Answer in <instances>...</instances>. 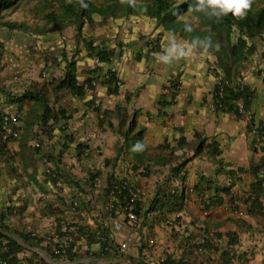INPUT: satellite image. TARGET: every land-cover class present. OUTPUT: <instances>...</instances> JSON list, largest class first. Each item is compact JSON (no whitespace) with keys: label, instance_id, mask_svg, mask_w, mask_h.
Here are the masks:
<instances>
[{"label":"crops","instance_id":"0c3cea01","mask_svg":"<svg viewBox=\"0 0 264 264\" xmlns=\"http://www.w3.org/2000/svg\"><path fill=\"white\" fill-rule=\"evenodd\" d=\"M156 54L126 53L97 71L89 70L90 60L77 63L87 69L76 74L78 84L93 75L96 84L79 96L68 93L47 114L32 94L42 81L38 71L16 77L11 56L0 49V112L19 117L18 137L0 148V223L7 228L0 227V241L16 246L8 264H145V251L164 264L259 263L254 256L261 252L252 259L249 252L260 247L253 235L264 233V136L249 125L264 127V70L244 75L251 97L236 115L231 102L218 103L220 77L205 59L165 65ZM44 76L42 85L55 89L57 82L48 81L60 71ZM137 142L144 151L132 150ZM45 155L69 170L61 172V186L45 174ZM123 177L143 197L135 229L123 223L122 200L107 194ZM72 222L74 234L87 235L86 252L53 256L44 238L70 236Z\"/></svg>","mask_w":264,"mask_h":264},{"label":"rangeland","instance_id":"374dc122","mask_svg":"<svg viewBox=\"0 0 264 264\" xmlns=\"http://www.w3.org/2000/svg\"><path fill=\"white\" fill-rule=\"evenodd\" d=\"M90 1L94 5L92 11H81L75 0H20L0 11L1 52L11 56L16 77L19 74L24 79L26 72L38 71L42 81L34 82L32 94L44 103L47 114L71 90L66 86L56 90L51 86L45 88L42 83L48 77L44 72L54 68L60 71V76L48 81L50 85L57 82V86L70 66L75 77L78 72L85 73L87 69L76 66L82 61L90 60L89 70L97 71L102 68V62L112 63L126 53L135 58L150 51L160 53L169 33L184 40L211 36L213 47L195 59H205L208 70L231 88L244 85V75L251 68L258 75L264 70V21L262 27L251 31L240 27L229 15L216 22L194 9L195 0H167L166 10L159 9L156 0H135L134 6L122 0ZM173 6H178V10L169 14ZM263 8L264 0H254L248 13ZM186 24L192 27L191 32L184 31ZM216 44H219L218 51ZM96 80L94 75L85 78L83 87L89 89ZM60 93L63 95L59 96ZM52 125L47 123L45 128L53 130ZM251 241L260 246L259 250L249 252L251 259L260 251L259 257L254 258L259 259L257 264H263L264 233H256Z\"/></svg>","mask_w":264,"mask_h":264},{"label":"built area","instance_id":"2783aa9c","mask_svg":"<svg viewBox=\"0 0 264 264\" xmlns=\"http://www.w3.org/2000/svg\"><path fill=\"white\" fill-rule=\"evenodd\" d=\"M119 84V82H116ZM228 85L222 79H218L217 82V96L222 95L223 89ZM170 87V97L175 101L177 97V92L179 91L178 82H174ZM238 112H244V105L242 101L237 103ZM256 125V126H255ZM251 126V133L258 134L259 127L257 124ZM19 135V117L17 113L14 112H0V143H6L11 139H16ZM48 158L44 157V172L45 174L53 181L56 186L62 185L63 176L61 174L62 171L69 172L66 169H56L55 164H52ZM55 163V162H54ZM93 186H96L99 181V176L94 175L92 178ZM107 194L113 198L122 200L121 211L122 216L124 218V224H126L130 229H135L139 224L140 218V205L143 200L142 193L138 189L136 185H134L129 179L126 177L121 178L119 181L112 183L107 188ZM78 205L77 201H72V209ZM206 214V212H204ZM69 227V223H64V228ZM122 224L119 222L113 223L114 229H120ZM70 236L66 238H59L55 232L47 235L44 240L46 242V246L49 249L50 253L53 256H63L66 257L64 252L68 250V252L74 256L82 255L87 250V235L86 233H75L74 234V223L70 224ZM98 234V232H97ZM32 236H35L32 233ZM130 238L127 237L125 240L121 241L118 245V251L123 252L126 249L127 243ZM143 261L145 264H164L160 259L156 258L149 252H144Z\"/></svg>","mask_w":264,"mask_h":264},{"label":"clouds","instance_id":"9594fccd","mask_svg":"<svg viewBox=\"0 0 264 264\" xmlns=\"http://www.w3.org/2000/svg\"><path fill=\"white\" fill-rule=\"evenodd\" d=\"M122 2L135 5V0H122ZM253 2L254 0H195L193 7L207 18L215 19L216 22H219L223 17L228 15L236 19L245 18L251 10ZM184 31L191 32L192 27L186 24ZM212 47L211 36L203 38L197 36L190 40H184L177 37L175 33H169L167 44L160 53L156 54V59L162 64L171 65L181 60H191L201 52L207 53ZM215 48L218 51L219 44H216ZM132 150L142 152L145 150V145L137 142L133 145Z\"/></svg>","mask_w":264,"mask_h":264},{"label":"trees","instance_id":"16d2710c","mask_svg":"<svg viewBox=\"0 0 264 264\" xmlns=\"http://www.w3.org/2000/svg\"><path fill=\"white\" fill-rule=\"evenodd\" d=\"M18 1H20V0H0V11L4 7L16 4ZM75 1L77 4V7H79V9L81 11H85V10L92 11L94 9V5L90 0H75ZM156 5L158 6L159 9H163V10H166L169 7L167 0H156ZM176 10H178V6H173L168 11V13L174 14L176 12ZM229 16H231V15H229ZM231 17H233V16H231ZM234 19H235L236 23L239 24L240 27H244L246 30L251 31L253 29H259L260 27H262L263 21H264V8L258 12H255V13H247V16L243 19H236V18H234ZM7 23L8 22H6L5 25H9ZM61 86L68 87L71 90V93L77 94L78 96L82 95V93L84 91L83 85L78 84V81L73 74V68L71 66L68 67L67 71L65 72V76L62 78L60 84H58L56 87L58 88ZM250 97H251V92L248 90L247 86L236 85V86H233L231 88L227 85L223 89L222 95L219 96L218 103H222V102L230 103L231 102V104L228 106V110L229 111L231 110L234 113H236V115H239L240 113L238 112L237 103H234V102L242 101L243 105L247 106L248 100ZM222 105H224V104L222 103ZM47 110H49L48 107H47ZM263 118H264V116H263ZM255 124L256 123H254L253 120H251L250 125H249V131H251V126H254ZM258 127H259L258 134H261V136H264V127L261 126V124H259ZM5 144L6 143H0V148H4ZM44 157L48 158L47 155H45ZM0 227L4 228L5 230L7 229L6 227H4V225H2V223H0ZM0 237H1V232H0ZM28 238H31L32 240H34V239L36 240V236H32V235H30V236L28 235ZM11 246H12V248L16 247L15 243H13L12 241H9L8 243H3L2 241H0V251H1V253H3V257L0 259L1 264H8V262L14 261L12 256H10V253L12 254ZM63 255H65L67 257L74 256V255L70 254L68 252V250H66ZM59 257H61V256H59Z\"/></svg>","mask_w":264,"mask_h":264}]
</instances>
